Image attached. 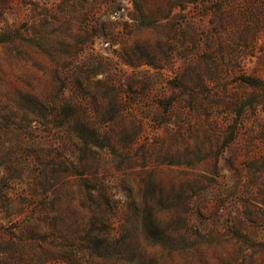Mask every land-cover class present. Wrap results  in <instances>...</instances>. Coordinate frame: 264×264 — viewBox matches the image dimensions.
<instances>
[{"label":"rangeland","instance_id":"1","mask_svg":"<svg viewBox=\"0 0 264 264\" xmlns=\"http://www.w3.org/2000/svg\"><path fill=\"white\" fill-rule=\"evenodd\" d=\"M0 264H264V0H0Z\"/></svg>","mask_w":264,"mask_h":264}]
</instances>
